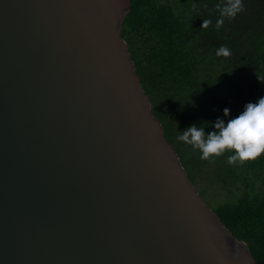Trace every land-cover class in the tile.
<instances>
[{
  "label": "water",
  "instance_id": "obj_1",
  "mask_svg": "<svg viewBox=\"0 0 264 264\" xmlns=\"http://www.w3.org/2000/svg\"><path fill=\"white\" fill-rule=\"evenodd\" d=\"M129 10L0 0V264H256L152 114Z\"/></svg>",
  "mask_w": 264,
  "mask_h": 264
},
{
  "label": "trees",
  "instance_id": "obj_2",
  "mask_svg": "<svg viewBox=\"0 0 264 264\" xmlns=\"http://www.w3.org/2000/svg\"><path fill=\"white\" fill-rule=\"evenodd\" d=\"M129 1L121 37L152 114L194 184L207 177L228 189L232 197L213 210L255 263L264 264V156L229 164L225 154L210 162L177 139L190 124L210 127L225 107L231 109L227 120L264 96V0H244L245 10L219 29L216 5L227 0ZM203 19L211 20L207 28ZM222 45L229 57L216 55Z\"/></svg>",
  "mask_w": 264,
  "mask_h": 264
},
{
  "label": "clouds",
  "instance_id": "obj_3",
  "mask_svg": "<svg viewBox=\"0 0 264 264\" xmlns=\"http://www.w3.org/2000/svg\"><path fill=\"white\" fill-rule=\"evenodd\" d=\"M216 7L220 13V18L215 25L217 29L224 25L225 18L234 19L245 10L244 0H227L226 3L217 4ZM209 24H211V20L203 19V28H207ZM216 55L229 57L231 50L222 45L216 50ZM147 96L149 97V95ZM230 111L229 107H225L223 109L224 117H229ZM224 117H217L215 121L209 120L212 122L210 127H202L196 123L190 124L177 139L190 145L193 150L199 151L200 159L210 162H214L216 157L225 154H227L229 164H243L264 156V96H261L256 102H247L243 111L238 115L227 120ZM207 128L211 130L206 131ZM193 185L195 186L194 183Z\"/></svg>",
  "mask_w": 264,
  "mask_h": 264
},
{
  "label": "rangeland",
  "instance_id": "obj_4",
  "mask_svg": "<svg viewBox=\"0 0 264 264\" xmlns=\"http://www.w3.org/2000/svg\"><path fill=\"white\" fill-rule=\"evenodd\" d=\"M195 187L202 199L211 208L227 201V199H230L232 197V195L229 194L227 188H222L219 185L211 183L207 177H203L198 182V184H195ZM201 190L203 191V193L201 192Z\"/></svg>",
  "mask_w": 264,
  "mask_h": 264
}]
</instances>
